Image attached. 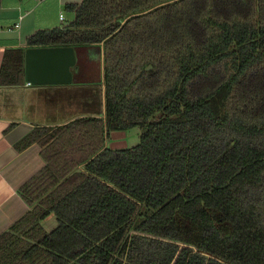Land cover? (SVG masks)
Segmentation results:
<instances>
[{
	"label": "trees",
	"instance_id": "16d2710c",
	"mask_svg": "<svg viewBox=\"0 0 264 264\" xmlns=\"http://www.w3.org/2000/svg\"><path fill=\"white\" fill-rule=\"evenodd\" d=\"M66 11L25 49L73 48L71 84L100 112L16 146L36 144L44 167L18 191L29 210L0 236V264H264V0ZM25 49L5 52L1 86L23 84ZM135 128L136 146L106 147Z\"/></svg>",
	"mask_w": 264,
	"mask_h": 264
},
{
	"label": "crops",
	"instance_id": "0c3cea01",
	"mask_svg": "<svg viewBox=\"0 0 264 264\" xmlns=\"http://www.w3.org/2000/svg\"><path fill=\"white\" fill-rule=\"evenodd\" d=\"M80 3L81 0H0V68L6 51L25 49L27 39L36 32L68 24L73 14L66 11V6ZM80 89L85 87L32 86L24 80L17 86L0 85V236L28 212L18 191L44 167L36 144L23 150L16 146L37 127L69 122L63 115L80 100L79 95H73ZM83 105L91 109L89 103ZM106 147L109 148L107 142ZM41 226L50 232L56 221L48 217Z\"/></svg>",
	"mask_w": 264,
	"mask_h": 264
},
{
	"label": "water",
	"instance_id": "95a60500",
	"mask_svg": "<svg viewBox=\"0 0 264 264\" xmlns=\"http://www.w3.org/2000/svg\"><path fill=\"white\" fill-rule=\"evenodd\" d=\"M102 62V59H101ZM76 57L71 47L26 49L24 52V81L32 86H68Z\"/></svg>",
	"mask_w": 264,
	"mask_h": 264
},
{
	"label": "rangeland",
	"instance_id": "374dc122",
	"mask_svg": "<svg viewBox=\"0 0 264 264\" xmlns=\"http://www.w3.org/2000/svg\"><path fill=\"white\" fill-rule=\"evenodd\" d=\"M82 50H78V54H77L79 64H81V65L83 64V65L87 66V67H85V70H87V71L91 70V68L96 65L95 60L97 59V56H98L97 51L95 49H91L88 52L86 50L85 51H82ZM76 62H77V58H76ZM86 77H88V76H86ZM50 88H53V87H50ZM73 95L76 96V95H78V93L76 91H73ZM80 100H78V102L74 103L75 106H73V108H71L70 110L69 109L65 110V114L63 115L65 122L70 121L71 119L77 118L79 116L96 115L93 113L100 112L98 105H95V108L93 106V108H91V109L88 108V106L84 107L85 105H83L85 103L87 104V103L94 102L95 101V93L94 94L92 92L91 93L87 92L86 94L82 93V94H80ZM81 102H85V103H81ZM70 112H72L73 114L67 115ZM89 113H91V114H89ZM140 133L141 132L138 128H135V129H132V130H129L126 132L110 133L108 136V139H107L108 147H109V149H117V150L132 148L139 143Z\"/></svg>",
	"mask_w": 264,
	"mask_h": 264
},
{
	"label": "built area",
	"instance_id": "2783aa9c",
	"mask_svg": "<svg viewBox=\"0 0 264 264\" xmlns=\"http://www.w3.org/2000/svg\"><path fill=\"white\" fill-rule=\"evenodd\" d=\"M59 20L62 21L63 20V17L62 16H59Z\"/></svg>",
	"mask_w": 264,
	"mask_h": 264
}]
</instances>
